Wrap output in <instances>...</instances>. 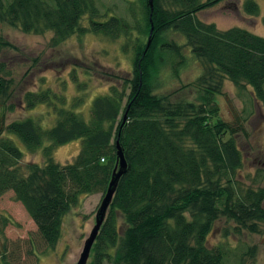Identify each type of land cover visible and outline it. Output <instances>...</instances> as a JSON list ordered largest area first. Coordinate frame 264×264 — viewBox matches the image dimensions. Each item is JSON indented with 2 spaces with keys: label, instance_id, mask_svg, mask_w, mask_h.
I'll use <instances>...</instances> for the list:
<instances>
[{
  "label": "trees",
  "instance_id": "16d2710c",
  "mask_svg": "<svg viewBox=\"0 0 264 264\" xmlns=\"http://www.w3.org/2000/svg\"><path fill=\"white\" fill-rule=\"evenodd\" d=\"M225 1L152 0V8L147 0L127 1L125 15L118 16L100 12L95 0H0V26L50 32L52 46L85 33L122 39V49L132 53L130 75L113 76L118 84L92 100L88 120L65 109L64 97L49 89L28 91L23 99L27 108L50 103L51 127L31 117L9 123L0 117V195L13 192L46 249L57 243L63 218L80 196H103L118 144L126 168L87 264H244L243 256H254L255 246L236 252L208 239L221 217L235 223L234 233L261 234L262 225L264 230V182L237 186L243 160L235 135L242 127L222 120L214 100L228 80L238 89L249 87L264 112V37L236 26L218 29L198 18ZM242 8L259 14L254 0ZM6 45L0 36V51ZM184 50L200 64V74L157 93L161 71L169 68L177 77L185 65ZM9 84L0 79L1 102L10 95ZM184 88L194 91L193 99L175 98ZM6 134L28 152L40 151L42 164H21L23 153ZM74 140L80 141L77 154L57 163L55 148Z\"/></svg>",
  "mask_w": 264,
  "mask_h": 264
},
{
  "label": "rangeland",
  "instance_id": "374dc122",
  "mask_svg": "<svg viewBox=\"0 0 264 264\" xmlns=\"http://www.w3.org/2000/svg\"><path fill=\"white\" fill-rule=\"evenodd\" d=\"M127 1L136 0H95L100 12L107 15H125ZM245 0H227L198 14L204 22H213L218 29L230 27L245 28L264 37V0H254L259 6L258 16H250L243 11ZM0 36L7 43L0 51V79L10 80V95L1 102L0 117L4 123L26 117L34 118L42 128H49L54 122L50 103H38L27 108L24 94L28 91L49 89L53 94L63 96L64 108L89 119L92 100L107 93L110 85H116L122 77L131 72L132 53L122 49V39H108L85 33L72 35L52 46V33L29 34L17 28L0 26ZM185 65L179 68L178 76L170 75L169 68L160 73L161 85L157 93L171 92L181 85L192 82L201 72V66L188 55ZM116 79H114V77ZM76 96L81 102L75 103ZM191 100L194 91L190 88L179 90L175 98ZM219 109V117L227 122L238 121L242 131L235 135L242 154V168L237 175L239 188L263 186L264 182V112L254 99L249 87L238 89L230 81L224 80L221 94L214 97ZM58 105L59 100L51 97ZM2 115V116H1ZM23 153L21 164L34 162L42 164L40 151L28 152L13 135L6 134ZM79 140H74L55 148L54 160L65 164L72 160L79 150ZM101 193L80 196L79 204L64 216L60 237L53 248H45L36 226L20 202L8 190L0 195V259L3 264H74L81 252L83 242L94 225L96 209ZM264 208V201L262 204ZM6 223L2 224V218ZM235 223L219 218L215 221L208 239L212 244L226 242L230 249L255 246L254 256H243L244 264H264V230L261 234H250L242 230L234 233ZM225 234V235H224ZM237 252V251H236ZM89 262V257L86 264ZM109 264V263H104Z\"/></svg>",
  "mask_w": 264,
  "mask_h": 264
},
{
  "label": "water",
  "instance_id": "95a60500",
  "mask_svg": "<svg viewBox=\"0 0 264 264\" xmlns=\"http://www.w3.org/2000/svg\"><path fill=\"white\" fill-rule=\"evenodd\" d=\"M147 1L150 8H152V0H147ZM149 42L150 39H148L147 45L149 44ZM116 147H117V151H116L117 163L112 170L111 178L107 185L106 191L101 197L100 203L96 209L95 217H94V225L91 228L88 236L84 240L79 257L74 264H86L90 254L91 247L97 237L100 227L105 219L108 207L111 203L117 181L126 168V162L124 160L122 151L118 146V144H116Z\"/></svg>",
  "mask_w": 264,
  "mask_h": 264
}]
</instances>
